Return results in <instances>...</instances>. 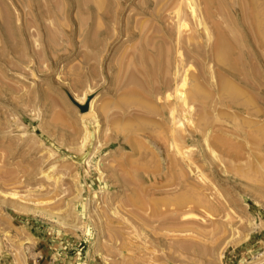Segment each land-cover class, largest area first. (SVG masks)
I'll use <instances>...</instances> for the list:
<instances>
[{"label":"rangeland","instance_id":"374dc122","mask_svg":"<svg viewBox=\"0 0 264 264\" xmlns=\"http://www.w3.org/2000/svg\"><path fill=\"white\" fill-rule=\"evenodd\" d=\"M203 1L0 0V264H264V0Z\"/></svg>","mask_w":264,"mask_h":264},{"label":"bare ground","instance_id":"6f19581e","mask_svg":"<svg viewBox=\"0 0 264 264\" xmlns=\"http://www.w3.org/2000/svg\"><path fill=\"white\" fill-rule=\"evenodd\" d=\"M181 2V1H180ZM203 2H205L206 4H204V6L203 7H205L206 5H207V8H204V11L206 10V15H207V17H209L210 15H211V13H210V10H209V7H210V4H211V0H205V1H203ZM173 3V2H172ZM191 3V2H190ZM175 4V3H174ZM179 4V3H178ZM188 4V3H187ZM172 5V4H171ZM180 5V4H179ZM251 6V5H250ZM178 8H179V6H177V9H176V16L179 18H181L182 19V15L180 14V8H179V10H178ZM174 9V8H173ZM219 9V8H218ZM251 10V9H250ZM261 10V9H260ZM260 12V11H259ZM202 14V13H201ZM252 14V13H251ZM262 14V13H261ZM260 13H259V16L261 15ZM210 20H212V19H210ZM215 21V20H214ZM216 21H219V20H216ZM219 23V22H218ZM223 23V22H222ZM262 23V22H261ZM264 23V22H263ZM181 25H183V24H180V26ZM223 25V24H222ZM231 25H233V24H231ZM260 25V24H259ZM178 26V25H177ZM214 26V25H213ZM228 26H229V24H228ZM217 27H219V24H218V26ZM222 27V26H221ZM228 28V27H227ZM236 28V27H235ZM230 29V28H229ZM264 29V28H263ZM180 30V29H179ZM193 30V29H192ZM216 30V29H215ZM233 30V29H232ZM238 30V29H237ZM230 31V30H229ZM234 31V30H233ZM251 31V30H250ZM262 31V30H261ZM180 32V31H179ZM177 33V32H176ZM208 33V32H207ZM238 33V32H237ZM240 33V32H239ZM263 33V32H262ZM180 34V33H179ZM178 34V35H179ZM209 34V33H208ZM144 35H146V34H144ZM194 35V34H193ZM197 35V34H196ZM211 36V35H210ZM213 36V35H212ZM211 36V37H212ZM216 38H217V40L216 39H214V40H216V41H214V44H213V48H214V55H215V59L219 62V63H221V64H225V65H228L232 70H234V69H237V62H238V56H234V50L232 49V47H231V45L229 44V42L227 41V39H226V37L223 35V33L222 32H220L219 30H216ZM190 37V36H189ZM149 39H150V37H148ZM215 38V37H214ZM177 39H179V38H177ZM244 39V38H243ZM187 40V39H186ZM189 40V39H188ZM149 41V40H148ZM179 41H180V39H179ZM178 40H177V44H178V42H179ZM242 42V41H241ZM176 44V45H177ZM182 44H183V42H182ZM179 45V44H178ZM187 45L188 46H190L191 44H189V43H187ZM241 45H242V43H241ZM167 46V45H166ZM181 47H182V45H180ZM233 48H234V46H233ZM259 51V50H258ZM262 51V50H261ZM242 52V51H241ZM263 52H264V50H263ZM212 53V52H211ZM258 53V52H257ZM179 54L181 55V57H182V55L183 54H181V52H180V50H179ZM179 55V56H180ZM194 56V55H193ZM153 57V56H152ZM158 58V57H157ZM144 59V58H143ZM182 60V59H181ZM183 62V61H182ZM181 62V63H182ZM176 66V65H175ZM257 67V66H256ZM168 69H170V68H168ZM248 70V69H247ZM256 70V69H255ZM250 71V70H249ZM248 71V72H249ZM176 75L178 76V74H179V70L176 68ZM254 72V71H253ZM246 76V75H245ZM175 81V80H174ZM192 81V80H191ZM190 81V82H191ZM154 82V81H153ZM219 82V81H218ZM186 84H190L189 83V81H188V79H187V75H186V73H185V75L183 76V78H182V80H181V82H179V83H177V86L176 87H173L174 89L173 90H171L170 91V89H169V85L167 86V90H168V93L166 94V96H165V104H166V106H168L169 108H170V116H171V118H172V121L175 123V124H183V122L184 121H182L180 118L179 119H177L178 118V115L179 114H182L183 115V118L184 119H186L187 121H188V124H189V122H191V118L188 116L189 114H191V112H192V109H193V107L195 106V104H193V100H194V98H195V96H196V92L199 90V88L197 87V85L195 86V87H189L188 86V88H186V89H184V87H185V85ZM199 85V84H198ZM193 86V85H192ZM227 87L228 88H232L231 87V85L230 84H228L227 85ZM159 88V87H158ZM209 89V88H208ZM231 90V89H230ZM138 91V90H137ZM199 91H201V90H199ZM199 91H198V93H199ZM222 91V90H221ZM231 92V91H230ZM143 93V92H142ZM198 93H197V95H198ZM201 93H202V91H201ZM211 93V92H210ZM200 94V93H199ZM225 94V93H224ZM203 95V94H202ZM208 96V95H207ZM230 96V95H229ZM238 96V95H237ZM149 97V96H148ZM232 97H233V95H232ZM150 99V98H149ZM208 99V98H207ZM232 100V99H231ZM236 101V100H235ZM248 102V101H247ZM81 103H83V102H81ZM91 104L89 105V107H88V111H86L85 113H90V111H92L93 109H92V105H93V103L92 102H90ZM240 103H241V101H240ZM88 104V103H87ZM138 104V103H137ZM200 105V104H199ZM198 105V106H199ZM252 105V104H251ZM250 105V106H251ZM248 108V107H247ZM193 111H194V109H193ZM196 112V111H195ZM197 113V112H196ZM182 118V117H181ZM193 118V117H192ZM171 121V122H172ZM172 122V123H173ZM171 123V124H172ZM246 123V122H245ZM178 127V126H177ZM182 126H180V128H181ZM185 128V127H184ZM175 129H176V127H175ZM185 131V130H184ZM194 131V130H193ZM171 132H172V130H171ZM172 134V133H171ZM181 134V133H180ZM180 134H177V132L172 136V140H171V144H172V147H174V149L176 150V153L177 154H179L182 158L181 159H183V160H190V158H187V159H185V155H186V153L188 154L189 152H187V151H183V148H180L181 146L179 145L180 143H179V141H180V139H181V135ZM218 134V133H217ZM216 134V135H217ZM214 136V135H213ZM185 137V136H184ZM218 137V136H217ZM183 138V137H182ZM186 138V137H185ZM227 138V137H226ZM229 138V137H228ZM250 139V138H249ZM166 140V139H165ZM222 140V139H221ZM224 140V139H223ZM217 141V140H216ZM230 141H231V138H230ZM167 142V141H166ZM226 142V141H225ZM168 143V142H167ZM231 143V142H230ZM237 143V142H236ZM239 144V143H238ZM222 145V144H221ZM225 145V144H224ZM168 146V145H167ZM188 147V146H187ZM185 148V147H184ZM228 148H231V147H228ZM233 148V147H232ZM234 150V149H233ZM237 151H239L238 149H237ZM241 151V150H240ZM240 151H239V153H240ZM238 153V152H237ZM241 154V153H240ZM178 155V156H179ZM189 156V155H188ZM175 161V160H174ZM191 163V162H190ZM194 171V170H193ZM181 208V207H180ZM182 209V208H181ZM179 210V209H178ZM180 211V210H179ZM187 214V213H186Z\"/></svg>","mask_w":264,"mask_h":264}]
</instances>
